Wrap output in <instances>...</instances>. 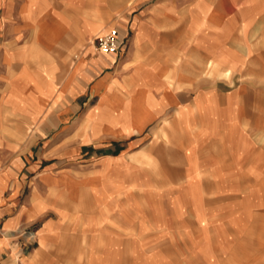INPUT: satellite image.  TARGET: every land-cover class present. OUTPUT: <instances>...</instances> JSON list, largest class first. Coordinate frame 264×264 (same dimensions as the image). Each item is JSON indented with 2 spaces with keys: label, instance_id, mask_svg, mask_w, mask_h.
Segmentation results:
<instances>
[{
  "label": "crops",
  "instance_id": "0c3cea01",
  "mask_svg": "<svg viewBox=\"0 0 264 264\" xmlns=\"http://www.w3.org/2000/svg\"><path fill=\"white\" fill-rule=\"evenodd\" d=\"M0 28V264H148L150 241L208 234L221 148L255 183L206 264H264V0H0Z\"/></svg>",
  "mask_w": 264,
  "mask_h": 264
},
{
  "label": "rangeland",
  "instance_id": "374dc122",
  "mask_svg": "<svg viewBox=\"0 0 264 264\" xmlns=\"http://www.w3.org/2000/svg\"><path fill=\"white\" fill-rule=\"evenodd\" d=\"M34 4L30 6L32 7V10L35 11L37 9V6H35V2L32 1ZM5 28H0V39L3 37H6ZM127 43V41L124 38V44ZM77 55H79L77 53ZM23 54L21 55V58L23 59ZM1 57V56H0ZM9 61V59H7ZM25 60H21L22 63L28 64L27 62H24ZM10 66V65H9ZM8 66L0 59V80L1 76L3 74L7 73ZM220 79V80H219ZM210 80L213 82L221 83L224 87H234L235 84L240 83L242 80L238 77L232 76V77H223V78H215L211 77ZM246 80V79H245ZM244 80V81H245ZM220 81V82H219ZM256 81V80H255ZM254 81V82H255ZM251 83V81H250ZM3 82L0 81V94L2 93L3 88ZM259 87L260 91V98L261 103L263 101L264 104V81L257 83L256 85ZM263 97V98H262ZM230 111V109H229ZM260 116L264 119V108L260 109ZM250 112V110H249ZM250 118H252L251 114H249ZM252 121V119H251ZM252 125L257 127V123L252 122L247 124V129L252 130ZM260 135L257 134L256 136H260L257 138L258 144H259V150L261 152V159H264V123L260 125ZM262 133V134H261ZM235 136V129L231 128L229 125L228 129V136L226 138V141L232 144L235 143L234 141ZM230 140V141H229ZM225 141V142H226ZM221 143V142H220ZM219 141H213L212 147L217 150V153H219ZM156 148V147H155ZM236 148H234L235 150ZM155 150V149H154ZM222 154H224L225 158V164L227 166L228 171L225 173V181L222 182H214L213 185L216 187L213 191V193L210 194L211 196V203L213 207H215V214L210 220L208 226V234L202 233L198 229L195 231L187 232L185 229L184 231H180V235L175 236H166L164 241H150L149 243H153V245L148 246L149 251L147 252L148 261L150 258V264H160V260L164 262V264H206V259L208 256V249L211 247L218 248L220 244H225L222 237L219 236L221 230L229 229V231H232V229L236 228V222L238 220L236 212H233L232 208L237 203H240L241 199L245 196L251 195L253 191V175L250 172H242L238 171V159L236 156V152L232 149H228L227 151H224L225 149L221 148ZM176 156V154L174 153ZM172 161V159H169L168 163H176ZM223 158V157H222ZM180 163L182 164V157H180ZM261 168H264V162L261 163ZM258 179L263 180L264 179V169L261 172H258ZM217 177V176H216ZM263 178V179H262ZM257 182V181H256ZM167 203V201H165ZM169 206V205H168ZM169 208V207H168ZM221 208H224V213L221 215ZM210 229V232H209ZM30 240L34 239V230H30ZM207 235V236H206ZM178 242L177 243L175 242ZM163 242V243H162ZM156 244H158L156 246ZM158 251V255L156 256L155 251ZM233 256H229V262L234 263V259H231ZM136 258L132 257V264H136L135 262ZM148 263V264H149Z\"/></svg>",
  "mask_w": 264,
  "mask_h": 264
},
{
  "label": "built area",
  "instance_id": "2783aa9c",
  "mask_svg": "<svg viewBox=\"0 0 264 264\" xmlns=\"http://www.w3.org/2000/svg\"><path fill=\"white\" fill-rule=\"evenodd\" d=\"M123 44V36L118 28L112 27L104 33H100L93 38V45L97 51L104 53H114Z\"/></svg>",
  "mask_w": 264,
  "mask_h": 264
},
{
  "label": "bare ground",
  "instance_id": "6f19581e",
  "mask_svg": "<svg viewBox=\"0 0 264 264\" xmlns=\"http://www.w3.org/2000/svg\"><path fill=\"white\" fill-rule=\"evenodd\" d=\"M94 47V46H93Z\"/></svg>",
  "mask_w": 264,
  "mask_h": 264
}]
</instances>
